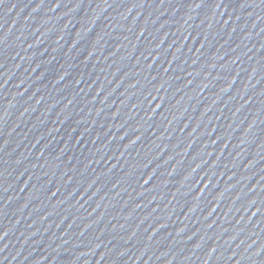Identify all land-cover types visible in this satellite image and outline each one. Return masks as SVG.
Here are the masks:
<instances>
[{
  "label": "water",
  "instance_id": "1",
  "mask_svg": "<svg viewBox=\"0 0 264 264\" xmlns=\"http://www.w3.org/2000/svg\"><path fill=\"white\" fill-rule=\"evenodd\" d=\"M0 236V264H264V0H2Z\"/></svg>",
  "mask_w": 264,
  "mask_h": 264
},
{
  "label": "snow or ice",
  "instance_id": "2",
  "mask_svg": "<svg viewBox=\"0 0 264 264\" xmlns=\"http://www.w3.org/2000/svg\"><path fill=\"white\" fill-rule=\"evenodd\" d=\"M0 2H2V0H0ZM0 239H3V237H2V236H0Z\"/></svg>",
  "mask_w": 264,
  "mask_h": 264
}]
</instances>
